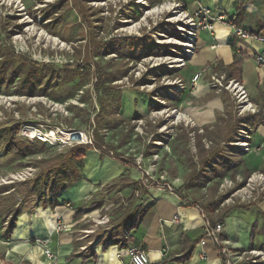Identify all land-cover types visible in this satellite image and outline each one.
<instances>
[{
	"label": "rangeland",
	"instance_id": "obj_1",
	"mask_svg": "<svg viewBox=\"0 0 264 264\" xmlns=\"http://www.w3.org/2000/svg\"><path fill=\"white\" fill-rule=\"evenodd\" d=\"M179 6L173 0H0L1 48L58 72L53 86H44L49 72H42L30 89L17 76L8 80L10 67L0 75L1 219L16 212L38 176L70 159L72 146L90 144L77 132L92 144L98 136L115 147L113 155L119 154L99 156L91 146L67 181L79 183L85 170L110 169L96 184L106 186L95 195L106 204L100 210L108 220L132 198L133 174L140 171L210 218L225 210L241 213L240 205L260 198L264 174L246 167L242 152L248 145H240L251 133L248 121L235 127L228 116L199 126L177 105L188 58L196 49L182 29L185 9ZM122 38L132 47L115 42ZM110 85L120 90L114 104L108 103ZM134 89L149 100L143 96L146 109L127 117L120 110L131 111L142 96ZM236 111V117L248 114L238 105ZM15 125L19 129L12 134ZM30 128L59 132L63 143L40 141L28 133ZM66 134L71 138L64 139ZM123 158L136 165L124 164ZM22 172L28 176L16 179ZM108 183L117 185L115 192L106 191ZM44 191L50 192L49 185Z\"/></svg>",
	"mask_w": 264,
	"mask_h": 264
},
{
	"label": "crops",
	"instance_id": "obj_2",
	"mask_svg": "<svg viewBox=\"0 0 264 264\" xmlns=\"http://www.w3.org/2000/svg\"><path fill=\"white\" fill-rule=\"evenodd\" d=\"M173 2L180 3L187 13L202 5L214 15L224 13L227 18L224 22H214L211 30L197 31L196 49L188 58L189 72L185 74L177 105L199 126L213 124L217 118H231L237 114L236 100L228 90L215 84L214 77L242 82L255 107L254 111L245 112L256 118L246 125L251 133L245 139L248 149L242 152L243 159L250 171L264 174V71L254 62V55L262 51L263 44L261 40L243 39L233 33L236 27L264 36V0ZM195 73L200 76L193 83L191 78ZM135 92L137 97L142 95L136 99V105L132 103L131 111L120 110L127 117L135 110L146 109L141 104L145 94ZM146 98L149 100L145 96V101ZM104 167L93 172L85 170L84 180L70 182L57 191L43 192L44 188L40 193L28 194L17 204L13 215L0 218V261L3 264H129L128 249L139 247L145 250L148 264H226L214 242L205 235L206 219L224 224L222 237L230 242L232 250L264 252V193L256 201L244 203L252 204L251 207L240 205L244 209L241 213L227 212L223 217L210 218L174 190L161 186L143 188L137 170L138 175L133 174L132 198L121 205L116 216L100 222L106 215L100 209L106 204L101 199L95 200V195L106 186L96 184L110 174V169ZM116 186L108 183L106 191L115 192ZM59 223L67 229L58 230ZM36 239L49 241L52 261L45 259ZM184 255L187 257L183 259ZM246 256L251 258L249 254ZM237 264H251V261L243 257Z\"/></svg>",
	"mask_w": 264,
	"mask_h": 264
},
{
	"label": "built area",
	"instance_id": "obj_3",
	"mask_svg": "<svg viewBox=\"0 0 264 264\" xmlns=\"http://www.w3.org/2000/svg\"><path fill=\"white\" fill-rule=\"evenodd\" d=\"M139 1V0H138ZM143 1L142 3H144ZM176 7H180L179 3H175ZM184 14L183 19H185V22H183V31L187 33V40L189 42H194L196 33L200 29H208L211 30L214 22H224L226 21V15L224 13H219L217 15H214L210 8L206 6H198L196 10H193L191 13H187L185 10L182 11ZM233 33L236 34L238 37L243 39H250V40H261L263 44V48L261 52H257L254 55V62L256 64V67L264 71V36L259 37L256 34L252 32H248L245 30H242L240 28H233ZM193 48V45H191ZM200 73H195L192 76V82L195 83L199 79ZM214 82L216 85L225 88L228 90L235 98L239 112H245V111H254L255 107L253 103L250 101L248 97V93L246 91V88L244 84L238 80H227L223 81L221 78L214 77ZM32 137L37 138L40 141L43 142H49L51 144H59L60 142L63 143L61 136L59 132L56 133H48L43 132L41 130H35V133ZM82 139V138H80ZM62 140V141H61ZM83 140V139H82ZM77 141V140H76ZM85 141L92 144L90 139L85 138ZM240 145H243L244 147L248 145V143L244 140L240 142ZM29 172V171H28ZM28 172H22L17 173L16 179L24 180L28 176ZM141 174V185L143 188H147L150 186L148 184V178L144 172L140 171ZM147 181L144 182V179ZM168 188V187H166ZM172 190L171 188H168ZM139 195V192L136 194ZM108 221V218L106 216L101 217L100 222H106ZM204 228H205V235L210 237L211 240L214 242L216 247L219 250L221 258L224 259L226 264H237V261L242 259L243 257L247 260L251 261V264H257L258 262H262L264 264V252L259 250H249V251H243V252H236L232 250L230 246V242L227 239H224L222 237L223 230H224V224L222 222H218L215 225H212L209 220H205L204 222ZM58 230H66L67 226L65 224L59 223L57 225ZM35 242L42 246V253L46 260L52 261L53 260V254L50 248V243L48 240H40L36 239ZM246 254L251 255L250 257H247ZM128 256H129V264H148V257L146 255L145 250L139 247H131L128 249ZM222 259V260H223ZM0 264H3L2 261H0Z\"/></svg>",
	"mask_w": 264,
	"mask_h": 264
},
{
	"label": "trees",
	"instance_id": "obj_4",
	"mask_svg": "<svg viewBox=\"0 0 264 264\" xmlns=\"http://www.w3.org/2000/svg\"><path fill=\"white\" fill-rule=\"evenodd\" d=\"M117 40L119 42H122L121 43L122 45L128 44L129 45L128 47H132L131 46L132 42H128L129 40L127 39H124V38L116 39L115 42ZM9 67H10V71L8 74V80L11 81L14 77L17 76L19 77L20 85H22V87H26L27 89L28 88L30 89L33 87L35 76L40 75L42 72H46V73L49 72L46 82L44 83V86L46 88L53 86L55 81L58 79V72L57 70H54L52 68V65L40 64L34 60H28L25 58V56L17 55L14 52L7 50L6 48L5 49L1 48L0 46V75H3L5 70ZM230 68L233 70L234 65L230 66ZM0 80H2L1 77H0ZM134 90H137V89H134ZM115 91H114V86L110 85L109 90L107 91V95L109 97L108 98L109 104H114L115 100L119 102L120 90L118 88V90H115ZM260 114H262V112L255 114V115H260ZM243 117H236V115L234 114L231 115V118H234L233 119L234 122H232V125H235L236 127V125L238 126L239 123H241L242 121H253L254 122L256 119L253 114H246ZM18 129H19V125H15L13 127L12 134H16L18 132ZM99 139L100 138H98V136L97 137L95 136L94 143L92 145L77 144V145L72 146L70 148V159L67 162L61 164L60 166H57L55 169L53 168L52 170H49L47 173L41 174L40 177L38 176L34 184H32L30 187L27 188L26 195L31 194V193H40L42 192V190L45 188L46 185H49L50 191H57L58 189L66 187L67 184L69 183V182L67 183V181L69 180V170H72L73 172L78 170L76 160L80 161L85 156V152L88 149H93L91 146L95 147L96 150H98L102 155L108 154L109 156H112V157H115V155L117 156L119 155L117 153L113 155V153L115 152L114 146L105 145L102 139L100 140ZM109 153H112V155H110ZM20 155L23 157L26 154L21 152ZM123 159L124 160H122V162L124 164L132 165V166L136 165L135 162H132L129 158H123ZM148 184L154 187L159 186V182L157 180H152V179H148ZM144 191L145 189H143V192ZM241 206L248 208V207H251L252 204H242ZM213 208L214 207L210 206L209 204L207 205V209H209L210 211H212ZM227 212L228 211L225 210L217 218L225 216ZM209 222L212 225L216 224V221L212 219H210ZM186 257L187 255H184L183 259Z\"/></svg>",
	"mask_w": 264,
	"mask_h": 264
},
{
	"label": "bare ground",
	"instance_id": "obj_5",
	"mask_svg": "<svg viewBox=\"0 0 264 264\" xmlns=\"http://www.w3.org/2000/svg\"><path fill=\"white\" fill-rule=\"evenodd\" d=\"M27 128V127H26ZM28 131V133L29 134H34L35 133V130L34 129H32V128H30L29 130H27ZM68 138H71V137H69V134H66V137H64V139H68ZM81 138L83 139V140H81L82 142L84 141V139L86 138L85 137V135L82 133L81 134ZM79 140H80V137L78 138Z\"/></svg>",
	"mask_w": 264,
	"mask_h": 264
},
{
	"label": "water",
	"instance_id": "obj_6",
	"mask_svg": "<svg viewBox=\"0 0 264 264\" xmlns=\"http://www.w3.org/2000/svg\"><path fill=\"white\" fill-rule=\"evenodd\" d=\"M76 136H77V138H79V137L81 138V133L77 132Z\"/></svg>",
	"mask_w": 264,
	"mask_h": 264
}]
</instances>
